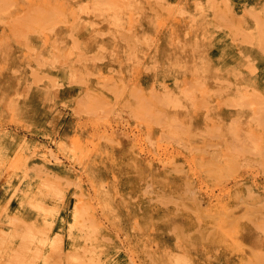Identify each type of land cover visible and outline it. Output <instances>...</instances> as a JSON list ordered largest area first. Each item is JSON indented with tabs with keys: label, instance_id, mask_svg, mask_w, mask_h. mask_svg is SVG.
<instances>
[{
	"label": "rangeland",
	"instance_id": "obj_1",
	"mask_svg": "<svg viewBox=\"0 0 264 264\" xmlns=\"http://www.w3.org/2000/svg\"><path fill=\"white\" fill-rule=\"evenodd\" d=\"M263 67L264 0H0V264H264Z\"/></svg>",
	"mask_w": 264,
	"mask_h": 264
},
{
	"label": "bare ground",
	"instance_id": "obj_2",
	"mask_svg": "<svg viewBox=\"0 0 264 264\" xmlns=\"http://www.w3.org/2000/svg\"><path fill=\"white\" fill-rule=\"evenodd\" d=\"M12 1V0H11ZM160 1V0H159ZM121 3V2H120ZM179 5V4H178ZM102 7H105V6H102ZM113 7V6H112ZM127 7H128V5H127ZM101 8V7H100ZM196 8V7H195ZM200 8H201V6H200ZM61 9V8H60ZM232 9V8H231ZM8 10V9H7ZM28 10H30V9H28ZM28 10H27V12H28ZM229 10V9H228ZM57 12V11H56ZM82 12V11H81ZM229 12V11H228ZM227 12V13H228ZM25 13V12H24ZM22 14V13H21ZM27 14V13H26ZM25 14V15H26ZM223 16H224V14H223ZM22 18H24V17H21V19ZM26 18V17H25ZM62 18V17H61ZM60 18V19H61ZM117 21V20H116ZM119 21H117V23H118ZM131 22V21H130ZM221 22V21H220ZM59 24V23H58ZM96 24V23H95ZM216 27V26H215ZM84 33V32H83ZM86 38V37H85ZM90 39V38H89ZM220 41H222V40H220ZM88 42V41H87ZM240 43V42H239ZM219 44H221V43H219ZM243 44V43H242ZM246 44V43H245ZM245 44H243V45H245ZM249 45V44H248ZM232 46V45H231ZM230 47V46H229ZM251 47V46H250ZM227 48H228V46H227ZM226 48V49H227ZM222 49V48H221ZM230 49V48H229ZM228 49V50H229ZM227 51V50H226ZM234 51V50H233ZM224 53L225 51H221V53ZM222 53V54H223ZM236 53V52H235ZM234 54V53H233ZM236 55V54H235ZM224 56V55H223ZM228 56V55H227ZM240 56V55H239ZM232 58H233V56H232ZM219 59H221V58H219ZM217 60V59H216ZM226 60V59H225ZM236 60V59H235ZM221 62H223V61H221ZM227 62V61H226ZM236 62H238V61H236ZM230 63V62H229ZM222 64V63H221ZM224 64H226V63H224ZM263 64V63H262ZM120 65V64H119ZM220 65V64H219ZM232 65V64H231ZM222 67H223V65H222ZM217 68V67H216ZM224 68V67H223ZM264 68V67H263ZM222 69V68H221ZM257 71V70H256ZM264 72V71H263ZM262 80V79H261ZM187 89V88H186ZM190 89V88H189ZM185 90V89H184ZM166 91V90H165ZM188 91V90H187ZM186 91V92H187ZM153 92V91H152ZM189 92H190V90H189ZM154 93V92H153ZM152 93V94H153ZM189 94V93H188ZM168 96V95H167ZM166 96V97H167ZM189 96H190V94H189ZM154 97V96H153ZM171 98V97H170ZM177 98V97H176ZM190 98H192V96L190 97ZM189 98V99H190ZM151 99H153V98H151ZM156 99V98H155ZM147 100V99H146ZM160 100V99H159ZM149 101V100H148ZM161 101V100H160ZM163 102V101H162ZM225 102H226V100H225ZM144 103V102H143ZM161 104V103H160ZM163 104V103H162ZM181 104V103H180ZM175 105H177V104H175ZM246 105V104H245ZM244 105V106H245ZM248 105V104H247ZM249 106V105H248ZM144 107V106H143ZM165 107H166V105H165ZM180 107V106H179ZM246 107V106H245ZM147 109V108H146ZM149 109V108H148ZM177 109V108H176ZM180 109H182V107L180 108ZM184 109H186L185 107H184ZM142 110H143V108H142ZM140 111V110H139ZM156 111V110H155ZM165 112V111H164ZM141 114V113H140ZM164 114V113H163ZM143 115V114H142ZM148 115V114H147ZM146 115V116H147ZM144 116V115H143ZM139 117H141V115L139 116ZM152 118H153V116H152ZM152 118H151V121H152ZM142 119V118H141ZM176 119V118H175ZM166 120V119H165ZM177 120V119H176ZM141 121H143V119L141 120ZM140 121V122H141ZM145 122V121H144ZM155 123V122H154ZM164 124V123H163ZM180 124V123H179ZM237 124V123H236ZM171 128H172V126H171ZM185 129V128H184ZM246 135H247V133H246ZM248 136V135H247ZM141 137V136H140ZM169 138V137H168ZM245 139V138H244ZM94 140V139H93ZM103 140V139H102ZM242 140V139H241ZM144 141V140H143ZM237 141V140H236ZM21 142V141H20ZM146 142V141H145ZM151 142V141H150ZM93 143V142H92ZM143 143V142H142ZM154 143V142H153ZM239 144V143H238ZM21 145V144H20ZM150 145H153V144H150ZM235 145H237L236 143H235ZM92 146V145H91ZM179 146V145H178ZM22 147H23V145H22ZM94 147V146H93ZM153 147V146H152ZM239 148V147H238ZM146 149V148H145ZM234 149V148H233ZM240 150H242L241 148H240ZM259 151V150H258ZM242 152V151H241ZM248 153V152H247ZM155 154V153H154ZM167 154V153H166ZM143 155V154H142ZM184 156V155H183ZM17 172V171H16ZM21 173V172H20ZM25 175V174H24ZM240 180V179H239ZM238 180V181H239ZM245 180V179H244ZM18 186V185H17ZM202 186V185H201ZM205 186V185H204ZM147 191H148V189H146ZM226 190V189H225ZM207 191V190H206ZM1 192V191H0ZM12 192V191H11ZM18 192V191H17ZM2 193V192H1ZM211 193V192H210ZM213 193V192H212ZM29 194V193H28ZM145 194V193H144ZM195 194V193H194ZM109 195V194H108ZM2 196V195H1ZM7 196H9V195H7ZM5 199V198H4ZM14 202V201H13ZM29 202V201H28ZM12 203V202H11ZM51 203V202H50ZM92 203H94V202H92ZM7 204V203H6ZM13 204V203H12ZM11 204V205H12ZM28 205V204H27ZM47 208V207H46ZM78 208V207H77ZM6 209H7V207H6ZM44 209H45V207H44ZM47 210H49V209H47ZM77 210V209H76ZM2 211V210H1ZM50 211V210H49ZM80 212L78 213V216L79 217H82L83 216V212L84 211H82V213H81V210H79ZM10 212V211H9ZM45 212V211H44ZM5 214V213H4ZM176 214V213H175ZM14 217V216H13ZM12 218V217H11ZM10 218V219H11ZM70 218V217H69ZM68 218V219H69ZM16 219V218H15ZM75 219H77V218H75ZM79 219H81V218H79ZM82 219H84V218H82ZM86 219V218H85ZM88 219V218H87ZM20 220V219H19ZM78 221V223H80V221L79 220H77ZM11 222V221H10ZM13 222V221H12ZM14 222H15V220H14ZM86 222V221H85ZM88 222V221H87ZM16 223H17V220H16ZM10 224V223H9ZM13 225V224H12ZM19 225V224H18ZM14 226V225H13ZM28 226V229L29 230H34L35 229V227L34 226H32V225H27ZM80 227V226H79ZM1 229V228H0ZM74 230V229H73ZM12 231V230H11ZM36 233H39V235L42 237L41 239H36V234L34 233H26L25 235H24V242H25V246H24V244H23V248H25L26 247V245H27V247L26 248H28L29 249V243L31 244V243H33V242H35V239L40 243V244H36V246L35 247H33V249H35V252H39V251H41V250H43L45 247H46V245H49V246H51L49 243H51V239L49 238H47V236L43 233V232H40L39 230H37L36 229ZM115 235H116V233H115ZM13 237V236H12ZM47 240H49V243L48 242H46ZM122 242V241H121ZM237 241L235 240V243H236ZM42 245H45V246H42ZM52 245L53 246H56V242H53L52 243ZM125 250V249H124ZM21 251V250H20ZM68 251V250H67ZM86 251V250H85ZM13 252V251H12ZM232 252V251H231ZM52 253V252H51ZM232 254V253H231ZM235 254V253H234ZM67 255H69V254H67ZM48 257V256H47ZM54 257V256H53ZM70 257V259L72 260V262H75L76 261V263L77 264H95V262H94V260H93V256L92 255H86V254H73V255H71V256H69ZM15 258H16V261H22V254L21 253H19V254H17L16 256H15ZM45 258V257H44ZM50 258V257H49ZM49 258H46V260H45V264H52L51 262H50V260H49ZM129 258V257H128ZM11 259V258H10ZM10 259H9V261H10ZM28 259V258H27ZM52 259V258H51ZM130 259V258H129ZM62 260V259H61ZM24 261V260H23ZM29 262V261H28ZM8 263V262H7ZM132 263V262H131Z\"/></svg>",
	"mask_w": 264,
	"mask_h": 264
}]
</instances>
